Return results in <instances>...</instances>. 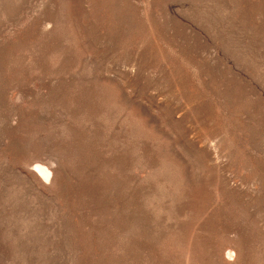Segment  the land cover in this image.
Here are the masks:
<instances>
[{"label":"rangeland","instance_id":"374dc122","mask_svg":"<svg viewBox=\"0 0 264 264\" xmlns=\"http://www.w3.org/2000/svg\"><path fill=\"white\" fill-rule=\"evenodd\" d=\"M0 264H264V0H0Z\"/></svg>","mask_w":264,"mask_h":264}]
</instances>
